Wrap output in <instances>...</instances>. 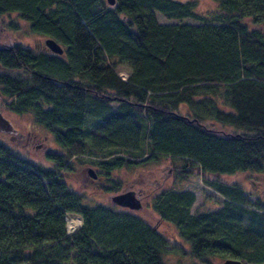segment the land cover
Returning a JSON list of instances; mask_svg holds the SVG:
<instances>
[{"label":"trees","instance_id":"1","mask_svg":"<svg viewBox=\"0 0 264 264\" xmlns=\"http://www.w3.org/2000/svg\"><path fill=\"white\" fill-rule=\"evenodd\" d=\"M211 1L216 8L200 14L194 1L0 0V15L16 13L63 50L0 46L6 111L30 113L61 150L43 168L0 144V264H165L168 242L157 229L112 204L88 206L69 188L73 158L90 159L105 177L182 161L179 176L199 174L218 206L191 212L194 194L169 187L151 210L194 260L264 264V202L219 180L264 168V0ZM106 180L107 192L120 190ZM67 214L82 220L72 233Z\"/></svg>","mask_w":264,"mask_h":264},{"label":"rangeland","instance_id":"2","mask_svg":"<svg viewBox=\"0 0 264 264\" xmlns=\"http://www.w3.org/2000/svg\"><path fill=\"white\" fill-rule=\"evenodd\" d=\"M172 1L180 3L194 1L195 11L200 14L210 12L216 8L215 3L211 0ZM157 20L162 24L177 22L176 20H168L160 15H157ZM182 22L188 24L195 23L189 19L183 20ZM46 39L47 37L31 32L29 24L22 20L16 13L0 15V46H9L16 43L29 48L35 53L48 52L44 44ZM127 72V68L119 67L117 75L121 80H126ZM121 74H125V78H122ZM0 104L1 115L11 123L13 128L18 132V137H20V140L17 142L16 140H10L9 135L0 133V144L7 146L19 158L39 164L43 168L51 167L52 165L45 159V155L54 152V150L61 152L52 135L34 123L30 113L15 115L7 112L4 106L2 107V101H0ZM181 113L191 116L185 107H182ZM92 121H89V124H92ZM203 124L219 132L233 131L232 128L222 126L214 121H204ZM69 162L72 169L65 175L66 182L73 192L81 194L84 197L83 203L88 206H109L111 203L108 200V194L118 193L124 188L132 190L139 189L141 192L145 190L144 194L149 193L148 196L144 199L142 198L140 201L142 203L140 210L127 211L136 214L150 226L157 229L167 240L168 245L166 247V253L164 254L165 264H219L222 262L216 257L210 258L207 260V263L192 259L189 255L188 244L178 237L176 229L158 218L150 208L152 198L163 189L169 187L188 190L194 194L195 201L191 212H204L206 210H213L218 206L221 200L220 196L203 183L199 174H191L186 178L180 177L182 175V161H171L161 158L153 164L137 166L130 170H116L106 177L92 165L90 159L73 158ZM168 165L172 168V172L171 176L165 179L163 177L167 174ZM89 171L92 172L95 178L89 174ZM107 177L114 180V183L120 182V190L107 192L105 188L111 185L106 180ZM219 180L225 184H238L248 194L251 201L259 198L264 202V168L261 173H236L230 176H222ZM66 219L65 227L67 233H72L81 226L82 220L78 215L67 214Z\"/></svg>","mask_w":264,"mask_h":264},{"label":"water","instance_id":"3","mask_svg":"<svg viewBox=\"0 0 264 264\" xmlns=\"http://www.w3.org/2000/svg\"><path fill=\"white\" fill-rule=\"evenodd\" d=\"M106 3L109 6H113L114 0H106ZM44 44L46 50L52 54L61 55L63 52L60 45L57 44L51 38H47L44 41ZM3 106L4 105H2V107ZM0 133L4 135H9L10 140H16L17 142L20 140V137H18V132L13 128L11 123L1 115V113H0ZM171 172H172V168L168 165L167 174L163 178L166 179L167 177L171 176ZM89 174L93 178H95V176L92 174L91 171H89ZM108 200L112 205L129 211H138L142 208L140 199H138L135 192L129 188H124L123 190L115 194H111V195L108 194ZM219 264H245V263L235 259H226Z\"/></svg>","mask_w":264,"mask_h":264},{"label":"flooded vegetation","instance_id":"4","mask_svg":"<svg viewBox=\"0 0 264 264\" xmlns=\"http://www.w3.org/2000/svg\"><path fill=\"white\" fill-rule=\"evenodd\" d=\"M0 101H2V103H3V99H2V97L0 96ZM4 105V104H3ZM0 107H1V104H0ZM141 188V187H140ZM139 189H136V190H134L133 189V191L135 192V194H136V196H138V199H140V201L142 200V198L144 199L146 196H148L149 195V193H146V194H144L145 193V190H142V192H141V190H139ZM142 204V203H141Z\"/></svg>","mask_w":264,"mask_h":264},{"label":"bare ground","instance_id":"5","mask_svg":"<svg viewBox=\"0 0 264 264\" xmlns=\"http://www.w3.org/2000/svg\"><path fill=\"white\" fill-rule=\"evenodd\" d=\"M125 76H126L125 74H121V77H122V78H125Z\"/></svg>","mask_w":264,"mask_h":264},{"label":"built area","instance_id":"6","mask_svg":"<svg viewBox=\"0 0 264 264\" xmlns=\"http://www.w3.org/2000/svg\"><path fill=\"white\" fill-rule=\"evenodd\" d=\"M71 228H74V227H71ZM71 230H73V229H71Z\"/></svg>","mask_w":264,"mask_h":264}]
</instances>
